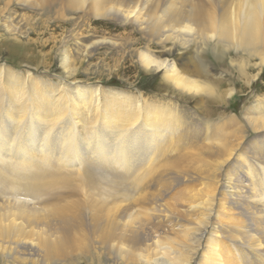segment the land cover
Returning a JSON list of instances; mask_svg holds the SVG:
<instances>
[{"label": "bare ground", "instance_id": "1", "mask_svg": "<svg viewBox=\"0 0 264 264\" xmlns=\"http://www.w3.org/2000/svg\"><path fill=\"white\" fill-rule=\"evenodd\" d=\"M1 1L0 46L11 59H0V264H264V97L247 109L254 137L246 140L232 118L192 125L172 100L47 80L19 65L37 63L30 35L52 21H17L12 7L75 14L57 22L72 27L59 49L67 76L75 74L72 40L77 54L104 42L83 38L84 19H118L144 33L134 52L146 69L163 71L168 89L208 101L219 97L204 51L219 63L229 47L246 63L264 57V0ZM171 51H181L184 67ZM225 166L217 201L215 183H185H218Z\"/></svg>", "mask_w": 264, "mask_h": 264}, {"label": "rangeland", "instance_id": "2", "mask_svg": "<svg viewBox=\"0 0 264 264\" xmlns=\"http://www.w3.org/2000/svg\"><path fill=\"white\" fill-rule=\"evenodd\" d=\"M2 3L4 4V1L0 2V6L3 5ZM214 3L218 4V1L214 0ZM14 4L12 7L18 12L19 17L16 19L17 21H19L22 16L36 17L37 19L49 17L52 21L49 30L39 35H30V38H38L39 40H37L38 50H40L38 61L35 64L22 61L21 65H19L21 70L29 66L28 69L30 70L35 71L37 68L35 74L41 75L47 80H58L59 77L66 76L68 77V79L66 78V83L76 79L77 82L84 85H99L104 88L122 89L134 95L142 94L148 99L172 100L171 103L174 104L173 106L178 108L181 115L192 125L195 121L201 124L205 119H211L210 122L220 121L221 123L225 119L228 120L232 118L240 122V125L244 127L245 139H253V129L247 125L245 116L247 109L254 103L261 101L264 97V57L260 58L254 56L249 58L250 63H246L244 61L246 55L242 51H236L232 47H229L225 50L224 61L219 63V60L213 56L212 50L209 47L203 54L204 61L206 60V69L208 74H210V77H208L206 81H208L209 84L211 83V85L215 83L213 85L214 95L219 98L218 100L213 98L209 99L211 101H207V97L203 92L194 93L192 95L187 92L182 94L172 83H170L169 86L171 89H168V81L161 79L163 71L148 70L139 62L134 50L137 47H144L146 40L142 38L144 37V33L136 24L130 22L121 23L118 19L96 20L95 18L88 19L86 17L84 22L78 26L79 32L84 30L83 38L101 39L104 40V42L92 48L94 50L90 53L80 52L77 54L75 43L72 40L69 43V47L71 56L73 57H71V64L72 67L75 68V74L73 76H67L63 66L64 60L62 58V53L59 49L62 47L63 39L69 34V30L72 27L68 25L59 26L58 24L62 21H66L65 19L75 14L65 9L60 13H54L51 10L43 12L22 7L17 3ZM59 16H61V18H59ZM54 23L57 26L53 25ZM6 35L9 34L7 33ZM19 39V43L27 42V37H19ZM54 39L55 42H53ZM42 41H45L48 45L45 50L40 48V45L43 43ZM112 41L115 42V44H113ZM180 52L181 51H171L167 56L174 57L178 66L182 68L184 67V60ZM7 53V46H0V59L2 61H9V59H11V55ZM76 54L79 56L78 58ZM239 62L240 64L244 62L245 67L243 69V74L238 71ZM8 65L11 64L9 63ZM201 78L205 79L203 76H201L200 79ZM211 78L212 81H209ZM208 102H211L212 105ZM202 126L203 124L200 125V127ZM244 146H246V144ZM233 156L235 155L233 154ZM228 172L229 167L227 166L219 169L218 178L215 179L218 183L213 180L202 178L188 179V181L184 182L196 189L199 187H210L215 184L218 185V190H215L213 193V197L215 198L213 199L217 201L224 195L219 191V187ZM180 184L181 186H177L175 190L173 189L174 191L172 190L169 192L170 194L173 193L172 195L168 193L169 196H167V198L177 197L176 191L186 186L183 185V183ZM203 199L205 200L206 198L199 199V201ZM111 261V259H105L104 263L114 264V262ZM190 264L196 263L193 261Z\"/></svg>", "mask_w": 264, "mask_h": 264}]
</instances>
